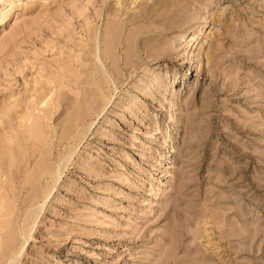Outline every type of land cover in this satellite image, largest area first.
I'll return each instance as SVG.
<instances>
[{"label":"rangeland","instance_id":"1","mask_svg":"<svg viewBox=\"0 0 264 264\" xmlns=\"http://www.w3.org/2000/svg\"><path fill=\"white\" fill-rule=\"evenodd\" d=\"M0 264H264V0H0Z\"/></svg>","mask_w":264,"mask_h":264},{"label":"bare ground","instance_id":"2","mask_svg":"<svg viewBox=\"0 0 264 264\" xmlns=\"http://www.w3.org/2000/svg\"><path fill=\"white\" fill-rule=\"evenodd\" d=\"M111 32H112V31H111ZM110 34H111V33H110ZM111 35H113V33H112ZM111 38H112V37H111ZM111 40H113V39H111ZM100 89H101V88H100ZM100 92H101V90H100ZM82 116H83V115H82ZM55 172H57V171H55ZM55 172H54V173H55ZM55 174H56V173H55Z\"/></svg>","mask_w":264,"mask_h":264}]
</instances>
